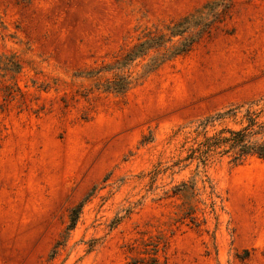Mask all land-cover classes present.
I'll use <instances>...</instances> for the list:
<instances>
[{
	"label": "rangeland",
	"instance_id": "1",
	"mask_svg": "<svg viewBox=\"0 0 264 264\" xmlns=\"http://www.w3.org/2000/svg\"><path fill=\"white\" fill-rule=\"evenodd\" d=\"M208 1L0 0V264H264V159L174 165L197 120L242 105L207 133L237 129L250 101L264 120V0H230L149 73L165 49L136 59L125 93L100 87L105 65Z\"/></svg>",
	"mask_w": 264,
	"mask_h": 264
},
{
	"label": "trees",
	"instance_id": "2",
	"mask_svg": "<svg viewBox=\"0 0 264 264\" xmlns=\"http://www.w3.org/2000/svg\"><path fill=\"white\" fill-rule=\"evenodd\" d=\"M229 2L230 0H210L202 8L167 25L165 33H148L119 59L103 67L102 70L113 73L112 78L107 79L100 85L101 89L115 94L125 93L137 79L130 72H126L125 69L150 50L165 49L164 52L150 56L149 60L143 65L144 74L149 73L165 60L187 52L210 24L219 17L220 13L227 9ZM257 103V101H250L247 104V108L242 113V125L237 129L223 127L213 134L207 133L208 126H213L214 123L220 122L224 118L236 117L242 105L229 106L223 111L197 120L191 127V131L195 135L192 138V143L185 148L186 155L176 160L174 165H178L185 160L194 161L195 173L193 177H196L199 174L198 171L205 168L215 156L228 155L233 163H238L248 156L264 159V120L259 119L261 110L255 112L250 109L252 105ZM191 180V185L188 184L189 181H181L175 185L173 187L174 194L185 192L189 186L192 188L195 185L194 178H191ZM83 201L84 199L70 208L67 230L74 227ZM133 264L160 263L156 257H150L141 262L133 260Z\"/></svg>",
	"mask_w": 264,
	"mask_h": 264
}]
</instances>
